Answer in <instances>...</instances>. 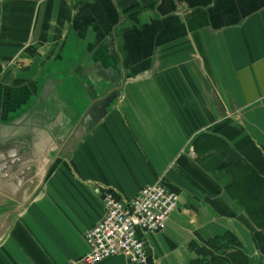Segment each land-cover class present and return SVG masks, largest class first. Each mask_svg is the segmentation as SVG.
<instances>
[{"label":"crops","instance_id":"0c3cea01","mask_svg":"<svg viewBox=\"0 0 264 264\" xmlns=\"http://www.w3.org/2000/svg\"><path fill=\"white\" fill-rule=\"evenodd\" d=\"M70 38L96 46L97 69L112 67L122 86L65 161L71 171L54 172L17 217L0 264H84L103 193L130 201L159 178L179 203L145 237L150 264H190L194 246L226 232L249 264H264L227 171L241 163L264 178V0H0V152L15 153L3 184L39 146L37 121L19 111L42 72L70 56Z\"/></svg>","mask_w":264,"mask_h":264},{"label":"water","instance_id":"95a60500","mask_svg":"<svg viewBox=\"0 0 264 264\" xmlns=\"http://www.w3.org/2000/svg\"><path fill=\"white\" fill-rule=\"evenodd\" d=\"M85 42L86 38H70L71 54L65 52L63 66L52 63L30 87L19 112L37 121L39 146L24 149L28 154L20 155L19 174L4 184L3 171H10L13 163L1 164L15 153L0 152V244L17 217L40 196L60 157L73 154L102 123L117 96V87L122 86L116 78L110 83L107 74L114 72L112 67L101 74L94 62L96 46L84 47ZM74 100L80 102L79 107Z\"/></svg>","mask_w":264,"mask_h":264},{"label":"built area","instance_id":"2783aa9c","mask_svg":"<svg viewBox=\"0 0 264 264\" xmlns=\"http://www.w3.org/2000/svg\"><path fill=\"white\" fill-rule=\"evenodd\" d=\"M101 203L103 218L84 235L88 253L82 262L99 264L121 256L129 264H150L145 237L164 230L178 207V195L159 178L130 201L105 191Z\"/></svg>","mask_w":264,"mask_h":264},{"label":"trees","instance_id":"16d2710c","mask_svg":"<svg viewBox=\"0 0 264 264\" xmlns=\"http://www.w3.org/2000/svg\"><path fill=\"white\" fill-rule=\"evenodd\" d=\"M227 171L233 179L230 195L258 230L254 236L256 246L264 247V178L241 163L229 164ZM193 249L197 258L190 264H249L248 255L231 232L210 239L202 246H194Z\"/></svg>","mask_w":264,"mask_h":264},{"label":"rangeland","instance_id":"374dc122","mask_svg":"<svg viewBox=\"0 0 264 264\" xmlns=\"http://www.w3.org/2000/svg\"><path fill=\"white\" fill-rule=\"evenodd\" d=\"M74 104H75V106H77V107H79L80 106V102L79 101H77V100H74V102H73ZM111 108L113 109L114 108V100H113V102L111 103V105L109 106V108H108V110H111ZM112 133H114V130H112ZM83 151H81V155L80 156H77V159L78 158H81L82 156H83V154H86V153H88V154H90V151H88L87 150V147H85L84 149H82ZM74 156L75 155H73V154H71V155H65V156H62V157H60V159H59V161H58V163H57V166H56V168H55V170H54V172H56V173H60V172H62V171H64V169H62L63 167H65V170H68L69 172L71 171L70 169V167H71V161L69 162V161H67V163L68 164H66L65 163V161L66 160H68L69 158H74ZM169 156H165V155H162V161L163 162H165V161H167V158H168ZM65 159V160H64ZM67 165H68V169H67Z\"/></svg>","mask_w":264,"mask_h":264},{"label":"flooded vegetation","instance_id":"af4514ba","mask_svg":"<svg viewBox=\"0 0 264 264\" xmlns=\"http://www.w3.org/2000/svg\"><path fill=\"white\" fill-rule=\"evenodd\" d=\"M107 76H108V78H109L110 83H111V82H114V72H110V71H108Z\"/></svg>","mask_w":264,"mask_h":264}]
</instances>
